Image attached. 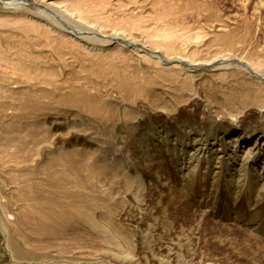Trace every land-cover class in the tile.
I'll return each mask as SVG.
<instances>
[{"label": "bare ground", "instance_id": "bare-ground-1", "mask_svg": "<svg viewBox=\"0 0 264 264\" xmlns=\"http://www.w3.org/2000/svg\"><path fill=\"white\" fill-rule=\"evenodd\" d=\"M16 1L0 0L17 8ZM29 4L44 11L26 16L21 12L19 21L26 31L44 39L45 50H33L26 58L0 57V139H6L9 153L18 147L19 131L33 124L35 110L48 105L28 96L59 95L66 100L63 94L69 88L67 92L79 97L66 102L72 110L61 112L69 116L65 137L52 136L38 144L44 150L30 158L12 153V159H0L4 191L0 192V264H13L11 257L34 261L19 258L23 250L18 254L5 242L4 229L24 219L15 199L34 205L47 202L46 222L36 228L46 227L49 233L54 230L48 226H57L58 219L70 226L82 218L89 229L115 234L113 216L122 214L111 206L133 207L134 246L125 247L122 240L107 247L106 255L117 264H223L207 248L197 251L200 236L188 235L183 222L175 221L178 208L189 200L198 209L200 222L207 214L243 226L255 238L241 245L219 240L231 249L227 264H264V56L242 61L230 52H202L203 40L173 50L170 44L177 37L166 34L149 43L138 28V39L132 40L131 32L114 28L107 15H91L93 5L88 0H30ZM128 40L139 48L129 49ZM119 54L126 56V65L112 60ZM47 57L51 62L41 65ZM50 65L54 69L45 71ZM82 71L109 82L106 97L99 92L98 78L79 76L82 82L72 85L70 80ZM110 90H116L115 99L109 97ZM130 97L135 98L137 111L128 104ZM197 102L199 111L188 110ZM79 103L87 113L76 106ZM146 110L154 116L146 117ZM124 158H131L132 164ZM59 167L63 181L55 179ZM76 169L84 172L83 182L73 179ZM4 173L10 176L3 178ZM43 183L48 189L42 192ZM96 187L105 190L108 204L98 202ZM119 190L125 201H118ZM103 213L110 214L108 221ZM199 221L190 231L201 232Z\"/></svg>", "mask_w": 264, "mask_h": 264}, {"label": "rangeland", "instance_id": "rangeland-1", "mask_svg": "<svg viewBox=\"0 0 264 264\" xmlns=\"http://www.w3.org/2000/svg\"><path fill=\"white\" fill-rule=\"evenodd\" d=\"M11 1L16 0H5V2L8 3ZM29 1L30 0H17V8L19 7L20 9H17L14 5L4 6V4L0 2V57L11 55L13 57L22 56L26 58L27 55L32 52L34 53L33 50H45L44 46H42L44 43L42 40L44 39L42 37L40 38L38 35H34L35 32L32 30L26 31L19 21V19L22 18L20 15L21 12L23 13L22 16H26L33 14V11H44L43 7L30 5ZM66 1L69 3L72 0ZM88 2L93 5L92 12L90 11L91 15H107L114 28L116 26H121L125 32H131L134 37L132 40L138 39L135 37V32L138 28L140 29L139 31L145 35L142 39L149 43H155L156 39H160L166 34L177 37L173 39L170 44L173 50H181L187 42L203 40L205 45H202L203 47L200 46V48L197 47L199 51L202 52L212 49L224 53L230 52L235 54V56L242 61H247V59L257 60L259 56H264V0H88ZM45 12L48 13V11ZM36 36L39 38L37 39ZM128 42L132 45L128 47L129 49L133 48L137 50L139 48L131 41L128 40ZM34 46L37 47L35 48ZM119 55L112 60L117 64L126 65L127 60H124L126 56ZM29 57L31 56L29 55ZM47 58L42 59L46 60ZM48 60H50V58H48L46 62H41V65L47 66V64L51 62V60L49 62ZM129 61L128 59V62ZM232 66L234 65L232 64ZM53 69L54 67L50 65L45 71H52ZM204 69L209 70L210 67L208 66ZM77 73V77H73L70 80L72 85L78 86L80 82H82L79 76L85 77L86 75L85 79L91 78V80L95 79L96 81L100 79L98 81L101 82L102 86L99 85V92L102 97H106L107 88L110 85L109 82H102L101 78L97 77L95 73H93L95 75H92L90 71ZM96 81H91V83H95ZM67 86L65 87L67 88ZM68 90L69 88L64 91V96L62 95L63 97H68L66 100L60 99L61 97L59 95H54V97L44 95L28 96L29 100L36 99L38 102L48 105L44 108L45 110H35L37 115L33 117V124H29L19 131L20 137H18L16 141V146L18 147L14 152L9 153L10 148L8 149L5 147V143H7L5 141L6 139L1 137L0 142L4 144V146L0 148L1 161H8L9 158L12 159V153L15 154L14 157L16 158H30V156L37 151L42 152L44 150L42 148L38 149V144H45L52 136L65 137L68 126L65 125L64 127V123L65 119L69 121V116L65 117L61 112L69 109L72 110L73 108L66 102L68 101L70 103L74 101V97H79L78 94L71 95L70 92H67ZM109 97L115 99L117 97L116 90H110ZM128 104H130L132 109L137 111L135 98L130 97ZM48 106H50V108H47ZM76 106L84 113H87V111H84L82 103ZM74 108L78 109L77 107ZM200 108L201 103L199 102L188 106V110L192 109L199 111ZM25 111L29 113L27 109H25ZM186 111V109H182V113H186ZM144 114L146 117H151L153 115L147 110ZM252 115H255L254 112ZM33 134L35 137H33ZM7 154H10L12 157H6ZM124 159L126 160L127 158ZM125 163L132 164L131 158L126 160ZM62 173H64V171L59 167V175L55 177V179L63 181L64 175L61 176ZM82 173H84L82 169H76L73 179L75 181H78L77 179L80 180V178L83 177L81 175ZM9 176L10 175L7 173L3 178ZM143 176L146 180L144 172ZM93 178V180H96L95 176ZM4 180L8 181L7 178ZM45 181L46 180L43 179V182ZM80 181L83 182V179ZM102 181L103 180H101V182ZM103 185L106 188L109 184L103 182ZM44 189H48V186L43 183L40 186V190L43 192ZM96 189L97 191L94 193H100L98 202H100V204L102 202H104L105 205L108 204L109 199L107 198L105 190H100L98 187H96ZM31 190L30 194L32 193ZM83 190H85V188H82L81 192L84 197H86V191ZM115 191L116 189H113V193ZM0 192L3 194V189H0ZM119 192L120 198L118 197V201H125L126 198L122 196V191L119 190ZM30 194L28 193L29 197ZM103 199H107V202ZM15 202L21 206L20 217H24L25 220L29 221H25L22 218L19 219L16 226L4 229L5 242H7L9 246H14L18 254L20 253L18 251L20 248L23 250L24 256H19V258H31L34 259V261L30 259L22 261L18 258L17 260L11 257V262L13 264H117L111 260V256L106 255V252L109 251L107 247L122 240H125L123 246L128 248L134 246H132L133 241L131 239L137 231L135 228L136 212L133 207L129 205L126 206L124 203L123 205L117 203L115 206H111L110 204L112 210L114 209L115 212L119 210L118 213L122 214L118 217L117 215L113 216L114 219L112 222L116 226L114 234L113 232H101L89 229L85 227L86 223L81 221L82 218L81 220L78 219V221L76 217L77 221L70 226H63L61 219H58L57 226L49 225L48 228L54 230L55 233L53 231L49 233L46 227L37 230L36 227L39 228L38 224L40 225L42 221L46 222V217L48 215L47 212L45 213L43 211L48 209V207H44L47 205V202L40 200L36 204L37 206L30 200L23 201L21 199H15ZM41 206L42 208H39ZM177 213L175 221L183 222L184 232L193 237H196V235L200 236L197 242V251H204V249L207 248L211 255L214 254L219 256L223 264L228 263L226 257L230 256H226V254L230 255L231 249L226 244V246H224L219 240L226 239L225 241L228 242V240L232 239L235 245L248 243L247 240H255V238L250 235V232L243 226L225 224L222 219L220 220L207 214L205 219L200 222L198 219V209H196L189 200H185V203L178 208ZM102 215L103 219L105 218L104 220L108 221L107 215L110 216V214L103 213ZM196 221L200 222L199 225L201 227V232L198 234L190 231L195 227ZM2 229L1 227V230ZM8 231L11 232L8 233ZM56 231L59 233L57 234ZM13 233L14 236H12ZM102 234L107 235L106 238L105 236H101ZM107 237H109V239ZM203 237L205 239V244L203 243ZM22 242L25 244V247L21 245ZM231 244L233 245V243ZM242 250L244 251L245 249ZM245 256L246 254L242 256L243 261H245Z\"/></svg>", "mask_w": 264, "mask_h": 264}]
</instances>
